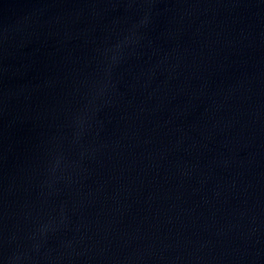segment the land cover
I'll list each match as a JSON object with an SVG mask.
<instances>
[{"label": "water", "instance_id": "95a60500", "mask_svg": "<svg viewBox=\"0 0 264 264\" xmlns=\"http://www.w3.org/2000/svg\"><path fill=\"white\" fill-rule=\"evenodd\" d=\"M0 264H264V0H0Z\"/></svg>", "mask_w": 264, "mask_h": 264}]
</instances>
